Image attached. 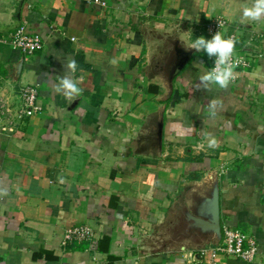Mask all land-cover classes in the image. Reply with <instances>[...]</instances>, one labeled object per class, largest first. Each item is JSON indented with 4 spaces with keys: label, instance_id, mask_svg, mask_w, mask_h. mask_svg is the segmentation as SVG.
<instances>
[{
    "label": "crops",
    "instance_id": "1",
    "mask_svg": "<svg viewBox=\"0 0 264 264\" xmlns=\"http://www.w3.org/2000/svg\"><path fill=\"white\" fill-rule=\"evenodd\" d=\"M101 1L0 0V264H192L189 250L156 252V235L211 175L222 230L254 237L250 264H264V18L240 22L254 0ZM218 17L252 67L227 89L200 84L186 98L175 81L171 93L156 70L158 34L209 39ZM21 26L43 50L11 46ZM69 60L71 100L54 88ZM186 68L181 80L200 82L208 56ZM25 86L39 91L41 112L22 114ZM80 226L96 237L63 246Z\"/></svg>",
    "mask_w": 264,
    "mask_h": 264
},
{
    "label": "water",
    "instance_id": "2",
    "mask_svg": "<svg viewBox=\"0 0 264 264\" xmlns=\"http://www.w3.org/2000/svg\"><path fill=\"white\" fill-rule=\"evenodd\" d=\"M158 39L160 59L156 70L172 93L177 75L194 59L195 50H187L188 40L182 35L169 33ZM177 35V36H176ZM201 52V51H200ZM190 192L170 220L160 227L156 235V252L201 251L217 246L222 239L220 184L218 175L207 177L205 185H197ZM199 261L200 257L195 256Z\"/></svg>",
    "mask_w": 264,
    "mask_h": 264
},
{
    "label": "built area",
    "instance_id": "3",
    "mask_svg": "<svg viewBox=\"0 0 264 264\" xmlns=\"http://www.w3.org/2000/svg\"><path fill=\"white\" fill-rule=\"evenodd\" d=\"M88 3H95L106 6V3L101 0H86ZM229 27V22L222 17L215 18L205 25L206 33L211 39L218 32L225 38H231L235 44L231 63L233 67V78L230 84H236L241 77L252 67V59L249 56L251 52L248 47L239 48V37L236 34L227 35L226 30ZM264 40V35L262 36ZM254 41L252 38L249 42ZM11 46L20 51L25 57L32 56L35 53L44 49L43 37L37 33H29L26 26H21L9 38ZM215 58L208 57L210 70L214 67ZM22 100V114L31 115L42 111V107L38 103L39 91L35 87L25 86L20 89ZM96 237L93 228L89 226H80L69 229L63 239V246L90 242ZM259 253V246L256 239L241 230L225 226L222 230L221 242L214 247H210L199 252H189L188 260L192 264H202L205 260L210 261V264H220L224 259L234 258L241 260L244 263L250 264L256 260ZM200 257L199 261L195 260V256Z\"/></svg>",
    "mask_w": 264,
    "mask_h": 264
},
{
    "label": "clouds",
    "instance_id": "4",
    "mask_svg": "<svg viewBox=\"0 0 264 264\" xmlns=\"http://www.w3.org/2000/svg\"><path fill=\"white\" fill-rule=\"evenodd\" d=\"M264 18V0H254L251 7H245L240 16V22L246 23L251 21H259ZM235 44L231 38L225 39L219 32L211 39L204 36L190 38L187 50H195V52L203 51L209 58H215L214 67L199 76L200 84L204 88L209 86H218L227 89L233 78V67L231 58ZM75 61L69 60L67 69L68 74L59 78V82L54 85L57 94H63L65 98L71 100L78 94V88L71 79V73L75 70ZM211 134H209L210 136ZM216 140L209 138L208 146L215 147Z\"/></svg>",
    "mask_w": 264,
    "mask_h": 264
},
{
    "label": "trees",
    "instance_id": "5",
    "mask_svg": "<svg viewBox=\"0 0 264 264\" xmlns=\"http://www.w3.org/2000/svg\"><path fill=\"white\" fill-rule=\"evenodd\" d=\"M28 32L30 33V31H28ZM182 73H183V71L180 72V73L177 75V77H176V81L181 82V85L183 86V88H184L185 90H188L187 95H186V98H188V97L192 96V94H194L195 92L201 90V86H200V82L193 84L191 81L186 82V81H184V80H181L182 78H181L180 76H181ZM180 80H181V81H180ZM182 81H183V82H182ZM200 159H201V160L203 159V155H200L195 161L202 162V161H200Z\"/></svg>",
    "mask_w": 264,
    "mask_h": 264
},
{
    "label": "rangeland",
    "instance_id": "6",
    "mask_svg": "<svg viewBox=\"0 0 264 264\" xmlns=\"http://www.w3.org/2000/svg\"><path fill=\"white\" fill-rule=\"evenodd\" d=\"M197 57H198V58H202V59H206V55H205L202 51L199 52V53H196L194 59L191 60L190 64L187 66V68H190V65L193 64V62L196 60ZM187 68H186V69H187ZM207 68H208V66H207Z\"/></svg>",
    "mask_w": 264,
    "mask_h": 264
}]
</instances>
